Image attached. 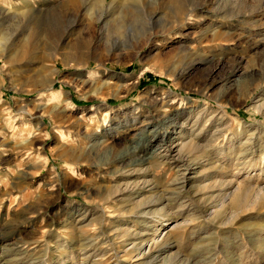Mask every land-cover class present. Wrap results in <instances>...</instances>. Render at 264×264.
I'll list each match as a JSON object with an SVG mask.
<instances>
[{
	"label": "rangeland",
	"instance_id": "obj_1",
	"mask_svg": "<svg viewBox=\"0 0 264 264\" xmlns=\"http://www.w3.org/2000/svg\"><path fill=\"white\" fill-rule=\"evenodd\" d=\"M0 264H264V0H0Z\"/></svg>",
	"mask_w": 264,
	"mask_h": 264
},
{
	"label": "bare ground",
	"instance_id": "obj_2",
	"mask_svg": "<svg viewBox=\"0 0 264 264\" xmlns=\"http://www.w3.org/2000/svg\"><path fill=\"white\" fill-rule=\"evenodd\" d=\"M226 4H228L229 3V1L230 0H223ZM2 10V9H1ZM8 11V10H7ZM181 11V10H180ZM179 11V12H180ZM182 12L183 11H181L180 12V15L182 14ZM189 12H191V11H188V13ZM247 12V11H246ZM177 15H178V13H177ZM185 15V14H184ZM178 21H176V23H179V24H181V22H182V20H183V18H181V16L179 17L178 16ZM164 30H166V29H164ZM43 33V32H42ZM46 35V34H45ZM41 37V33H40V35H39V33H38V35L36 34V36H29L28 38H27V41L21 46V49L20 50H16L15 52H13V53H11L10 54V56H9V58H14V59H16V60H23V59H25V58H30V59H35V60H38V61H42L43 59L45 60L46 58H54L53 56H55V54H43V55H39V56H35L34 55V51H35V49H36V46H37V42L39 41V38ZM55 35L53 36L52 34H48L47 35V41H48V43H46V44H49V43H51L52 44V42L55 40ZM61 38V37H60ZM144 38H146V37H143V39L142 40H144ZM179 38V36H175V37H172V39H170V40H176V39H178ZM146 40V39H145ZM62 41H64V39H60L59 40V42L57 43V46L58 47H62L61 49H63V42ZM152 41V37L149 39V43ZM139 43V42H138ZM51 44H49V46H47V47H52L51 46ZM65 44H64V48H65ZM56 53H58V51L56 50ZM59 55H60V53H59ZM61 57V60H63V62H65V64L67 65V63H68V61L66 60V57L65 56H63V55H61L60 56ZM37 77H39L40 78V81H41V83H42V86H44L45 88H47V89H49V91L48 92H51L52 91V89L50 88V84H51V81L49 80V79H47L42 73L39 75V76H37ZM40 83V84H41ZM246 90H247V87H246ZM52 94V97L51 98H53L52 100H53V102L55 101V100H57V98H55V96H56V94H58V93H60V92H58V91H55V93H54V91H52L51 92ZM46 94V93H45ZM166 107V106H165ZM91 111H96V110H98L97 109V107H95V106H93V107H91V109H90ZM166 110H168V111H170L169 109H166ZM170 115H172V118H171V116H167V117H165V123H163V124H166L167 126H171V124H173V119H177V118H180V115H181V113H179V112H175V113H172V114H170ZM162 123V122H161ZM174 125V124H173ZM168 129H169V127H168ZM165 130V129H164ZM1 131H2V129H1ZM171 131V130H170ZM169 135V131L167 130V131H165V132H161V133H158V132H153V133H151V135H149L148 136V141H149V143H152L153 141H161V142H163V140L165 139V138H168L167 136ZM198 135V134H197ZM67 137V139L69 138L68 136H66ZM19 138V137H18ZM70 139V138H69ZM19 139H17V137H16V139H15V141H13V142H18L19 143ZM171 146H172V144H171ZM181 147H183V148H185L184 146H181ZM198 147V146H197ZM171 148V147H170ZM180 148V147H179ZM178 148V149H179ZM188 148V147H187ZM192 148V147H191ZM158 149H156L155 151H157ZM168 150V149H167ZM171 149H169V151H170ZM179 150H181V149H179ZM193 150V149H192ZM206 150V149H205ZM154 151V152H155ZM180 152V151H179ZM218 152H219V154H222V152H224V150L223 149H219L218 150ZM166 153H167V151H166ZM165 153V154H166ZM185 155V154H184ZM158 156V155H157ZM208 156V155H207ZM197 158V157H196ZM200 160V159H199ZM142 162H145V161H142ZM161 199V198H160ZM211 214V213H210ZM167 235V234H166ZM155 242V241H154ZM137 247H138V249H143V246H144V244H140V245H136ZM133 247H135V246H133ZM160 263V262H159Z\"/></svg>",
	"mask_w": 264,
	"mask_h": 264
}]
</instances>
